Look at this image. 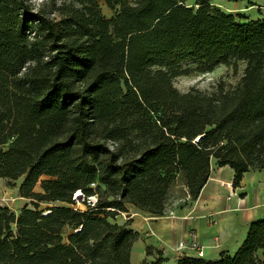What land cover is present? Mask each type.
Segmentation results:
<instances>
[{"label": "trees", "instance_id": "1", "mask_svg": "<svg viewBox=\"0 0 264 264\" xmlns=\"http://www.w3.org/2000/svg\"><path fill=\"white\" fill-rule=\"evenodd\" d=\"M30 1L0 0V178H23L19 196L35 206L0 205V264H131L140 234L119 213L162 217L179 177L195 201L213 160L237 188L264 171V19L209 0H103L119 7L105 19L99 0H60L73 6L55 20ZM184 60L244 69L227 90L182 94ZM39 202L57 206L46 215ZM259 252L264 218L235 254L173 264H264ZM146 264L169 262L158 250Z\"/></svg>", "mask_w": 264, "mask_h": 264}, {"label": "crops", "instance_id": "2", "mask_svg": "<svg viewBox=\"0 0 264 264\" xmlns=\"http://www.w3.org/2000/svg\"><path fill=\"white\" fill-rule=\"evenodd\" d=\"M211 169L199 197L193 202L185 198L170 209L172 215L153 217L130 209L128 228L140 234L132 246L131 264L153 261L158 250L173 264L183 255L202 252L204 260L214 261L223 252L233 255L240 249L250 224L264 218V171L246 173L237 188L233 186L234 170L218 167L215 160ZM181 242L186 248L178 251ZM194 242L197 248L193 249ZM148 248L153 249L150 255ZM259 258L264 260L262 252Z\"/></svg>", "mask_w": 264, "mask_h": 264}, {"label": "rangeland", "instance_id": "3", "mask_svg": "<svg viewBox=\"0 0 264 264\" xmlns=\"http://www.w3.org/2000/svg\"><path fill=\"white\" fill-rule=\"evenodd\" d=\"M213 9H220L226 13L236 16L241 21H250L256 19H264V0H209ZM31 4L34 9L43 8L50 18L58 20L60 18V11L66 5H72L71 1L56 0L53 3L51 0H31ZM101 14L105 19H110L114 16L119 7L109 8L103 0H99ZM187 4L190 6H196L195 0H188ZM73 6V5H72ZM181 69L185 70L186 75H180L174 78V88L180 93L186 94L190 90H196L203 93L217 92L221 87L227 90L235 86L243 73L244 65L239 64L236 69L233 66L226 64H220L219 67L213 70L200 71L198 63L191 60H184L181 62ZM212 173V169H211ZM23 181V178L17 181H10L8 179L0 178V205L7 206L16 214H20L23 209H35L33 202L29 199L19 196L18 190ZM35 192H42L40 185H37ZM186 187L183 186V180L179 177L173 186L171 196L169 198V209L167 215H170V209L174 206H178L183 202L186 196ZM82 200H77L76 207L85 210V206ZM37 210L43 214L49 212L51 208L57 206L56 203H36ZM119 222L123 221L122 218H117Z\"/></svg>", "mask_w": 264, "mask_h": 264}, {"label": "built area", "instance_id": "4", "mask_svg": "<svg viewBox=\"0 0 264 264\" xmlns=\"http://www.w3.org/2000/svg\"><path fill=\"white\" fill-rule=\"evenodd\" d=\"M75 200H76V202H77V200L78 199H76V198H74ZM82 200V199H81ZM88 202H91L92 203V205H94L95 204V202H96V198L95 197H90L89 198V200H88ZM170 215H172V212H170ZM119 216H121L123 219H125L126 220V222H128L129 220H131L130 218H131V215H129L128 213H119V215L117 216V217H119ZM191 247L194 249V248H197V244L194 242V243H192V245H191ZM184 248H186V246L184 245V243H180L179 244V246H178V251H181V250H183ZM203 255V253L202 252H200L199 253V256L201 257Z\"/></svg>", "mask_w": 264, "mask_h": 264}, {"label": "bare ground", "instance_id": "5", "mask_svg": "<svg viewBox=\"0 0 264 264\" xmlns=\"http://www.w3.org/2000/svg\"><path fill=\"white\" fill-rule=\"evenodd\" d=\"M81 196H82L81 191H78V192L76 193L75 198L78 199V198H80ZM49 213H50V212H46L45 214L47 215V214H49Z\"/></svg>", "mask_w": 264, "mask_h": 264}, {"label": "water", "instance_id": "6", "mask_svg": "<svg viewBox=\"0 0 264 264\" xmlns=\"http://www.w3.org/2000/svg\"><path fill=\"white\" fill-rule=\"evenodd\" d=\"M197 141H199V138L198 139H196ZM82 194V193H81Z\"/></svg>", "mask_w": 264, "mask_h": 264}]
</instances>
